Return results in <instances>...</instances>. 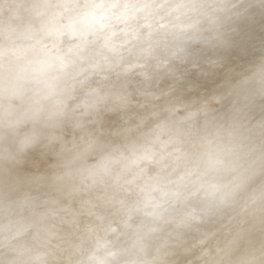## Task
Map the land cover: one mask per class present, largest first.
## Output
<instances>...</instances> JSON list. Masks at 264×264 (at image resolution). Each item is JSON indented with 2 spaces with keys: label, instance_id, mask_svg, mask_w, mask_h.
Returning <instances> with one entry per match:
<instances>
[{
  "label": "clouds",
  "instance_id": "clouds-1",
  "mask_svg": "<svg viewBox=\"0 0 264 264\" xmlns=\"http://www.w3.org/2000/svg\"><path fill=\"white\" fill-rule=\"evenodd\" d=\"M0 264H264V0H0Z\"/></svg>",
  "mask_w": 264,
  "mask_h": 264
}]
</instances>
